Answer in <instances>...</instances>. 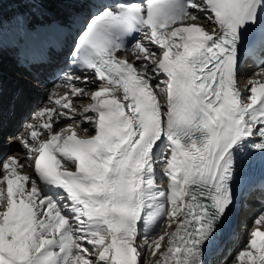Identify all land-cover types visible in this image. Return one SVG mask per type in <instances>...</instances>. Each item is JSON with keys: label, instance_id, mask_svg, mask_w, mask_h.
<instances>
[{"label": "snow or ice", "instance_id": "6c2138e0", "mask_svg": "<svg viewBox=\"0 0 264 264\" xmlns=\"http://www.w3.org/2000/svg\"><path fill=\"white\" fill-rule=\"evenodd\" d=\"M64 46L2 159L0 264H264V203L231 223L264 202V0H0V148L13 68Z\"/></svg>", "mask_w": 264, "mask_h": 264}, {"label": "bare ground", "instance_id": "6f19581e", "mask_svg": "<svg viewBox=\"0 0 264 264\" xmlns=\"http://www.w3.org/2000/svg\"><path fill=\"white\" fill-rule=\"evenodd\" d=\"M5 8L7 10L6 15L13 9L10 5H5ZM51 68L52 66L43 67L42 71H40V68H37V77L27 72V70L23 71V69L18 66L13 68L11 73L12 78L14 80H19L24 85V90L22 95L14 102L13 108L9 114L4 130L3 146L0 148V166H2V159L6 158L7 155H24L21 145L18 142H15V135L21 130L24 123L31 118V114L33 112L30 113V109L34 111L46 101L48 92L54 84V82H50L48 80L49 74L47 72ZM255 69L256 65L249 63L245 71L248 75H250ZM245 82L246 81L244 79H241L242 84ZM10 138L13 141L12 143H9ZM26 171L30 170L26 169ZM0 175H2V172H0ZM251 203L252 208L250 210L240 208L239 212L235 215L234 220L232 221L233 226L239 230L240 240H244L246 238L245 235L242 239L243 232L244 230L246 231L244 225L247 224L251 226L253 213L262 204L260 195H254V199ZM240 225H242L241 229L239 228ZM238 243V240L232 239L226 234L224 239L218 243L223 254L217 255L215 258L222 262L224 257L228 255L230 249H233V247Z\"/></svg>", "mask_w": 264, "mask_h": 264}, {"label": "rangeland", "instance_id": "374dc122", "mask_svg": "<svg viewBox=\"0 0 264 264\" xmlns=\"http://www.w3.org/2000/svg\"><path fill=\"white\" fill-rule=\"evenodd\" d=\"M33 105H34V104H33ZM32 112H33V110L30 109V113H32ZM24 115H25V114H24ZM26 118H27V116H26ZM24 122H25V121H24ZM22 123H23V122H22ZM239 228L241 229V228H242V225H240ZM245 235H246V231L244 230V232H243V236H242V239H243V237H244ZM235 246H236V245H235ZM235 246H234V247H235ZM234 247H233V249H230V251L228 252V255H226V256L224 257L223 261L226 260V259H230V253L233 252V251L235 250V248H236V247H235V248H234Z\"/></svg>", "mask_w": 264, "mask_h": 264}]
</instances>
